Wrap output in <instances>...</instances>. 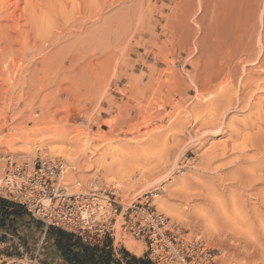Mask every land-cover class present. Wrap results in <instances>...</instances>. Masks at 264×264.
I'll list each match as a JSON object with an SVG mask.
<instances>
[{"label":"rangeland","instance_id":"1","mask_svg":"<svg viewBox=\"0 0 264 264\" xmlns=\"http://www.w3.org/2000/svg\"><path fill=\"white\" fill-rule=\"evenodd\" d=\"M0 17V156L62 160L73 191L149 195L223 264H264V0H0ZM39 224L0 230L1 254L34 253Z\"/></svg>","mask_w":264,"mask_h":264},{"label":"built area","instance_id":"2","mask_svg":"<svg viewBox=\"0 0 264 264\" xmlns=\"http://www.w3.org/2000/svg\"><path fill=\"white\" fill-rule=\"evenodd\" d=\"M64 166L62 160L37 157L29 168L15 156H0V198L21 206L42 226L32 254L4 256L0 242V264H43L39 251L50 228L72 233L90 244L110 240L114 250L118 229L122 240L129 237L142 244L150 264H223L222 251L157 212L149 195L122 202L115 192L98 184L73 191L61 184Z\"/></svg>","mask_w":264,"mask_h":264},{"label":"trees","instance_id":"3","mask_svg":"<svg viewBox=\"0 0 264 264\" xmlns=\"http://www.w3.org/2000/svg\"><path fill=\"white\" fill-rule=\"evenodd\" d=\"M24 215L22 208L0 198V228L13 233V218ZM38 225V224H37ZM49 243L63 264H150L143 258H137L124 249L114 250L110 240L101 244H90L80 237L55 228L47 229L43 245Z\"/></svg>","mask_w":264,"mask_h":264},{"label":"bare ground","instance_id":"4","mask_svg":"<svg viewBox=\"0 0 264 264\" xmlns=\"http://www.w3.org/2000/svg\"><path fill=\"white\" fill-rule=\"evenodd\" d=\"M7 1V0H6ZM22 1V0H21ZM47 1V0H46ZM84 1V0H83ZM100 1V0H99ZM102 1V0H101ZM203 1V0H202ZM23 3V2H22ZM51 3H52V1H51ZM199 3H201V2H199ZM6 4H8V3H6ZM29 4V3H28ZM34 4V3H33ZM83 4H85L84 2H83ZM90 4V3H89ZM114 5V4H113ZM26 6V5H25ZM30 6V5H29ZM85 6H86V4H85ZM90 7V6H89ZM199 7H200V4H199ZM23 8V7H22ZM26 8V7H25ZM77 8H78V6H77ZM183 8V7H182ZM21 9V8H20ZM94 9V8H93ZM92 9V10H93ZM97 9H99L98 7H97ZM187 10L189 9V8H186ZM186 9H185V14H187V12H186ZM4 10V9H3ZM199 10H200V8H199ZM204 10V9H203ZM79 11V10H78ZM19 12V11H18ZM22 12V11H21ZM202 12V11H201ZM204 12V11H203ZM203 12H202V14H203ZM10 13V12H9ZM85 13V12H84ZM88 13H89V11H88ZM87 13V14H88ZM3 14V13H2ZM8 13H6V15H7ZM204 15V14H203ZM3 16H4V14H3ZM95 16V15H94ZM188 16V15H187ZM14 17V16H13ZM202 17V16H201ZM203 17H205V16H203ZM0 18H2V17H0ZM75 18V17H74ZM194 18V17H193ZM18 19V18H17ZM5 20H7V18L5 19ZM4 20V21H5ZM8 20H10V18L8 19ZM7 20V21H8ZM198 20V19H197ZM14 22V21H13ZM2 23V22H1ZM10 23V22H9ZM14 24V23H13ZM118 24V23H117ZM6 25H7V23H6ZM6 25H4L5 27H6ZM11 27V26H10ZM13 27V26H12ZM15 27V26H14ZM201 27V26H200ZM8 29H9V27H8ZM7 30V29H6ZM12 30H14V29H12ZM2 31V30H1ZM14 32H15V30H14ZM5 36V35H4ZM14 37V36H13ZM28 37V36H27ZM121 37V36H120ZM124 38V37H123ZM8 41V40H7ZM257 41V40H256ZM216 42V41H215ZM258 42V41H257ZM249 43H250V41H249ZM259 43V42H258ZM215 44V43H214ZM236 44V43H235ZM242 44V43H241ZM243 44H245V43H243ZM211 45H213V44H211ZM260 45V44H259ZM7 46V45H6ZM226 46V45H225ZM245 46V45H244ZM258 48V47H257ZM2 49V48H1ZM210 49V48H209ZM213 50H214V48H213ZM223 50V49H222ZM250 51V50H249ZM215 52V51H214ZM228 52V51H227ZM241 52V51H240ZM257 52H258V50H257ZM261 53V52H260ZM4 54V53H3ZM8 54V53H7ZM10 54V53H9ZM215 54V53H214ZM4 56H5V54H4ZM200 56V55H199ZM232 56V55H231ZM234 56V55H233ZM1 57V56H0ZM9 57V56H8ZM7 57V58H8ZM18 57V56H17ZM198 57V56H197ZM196 57V58H197ZM235 57V56H234ZM238 57V56H237ZM210 58V57H209ZM198 59V58H197ZM233 59V58H232ZM263 59H264V57H263ZM237 61V60H236ZM253 61V60H252ZM256 61H258L257 59H256ZM263 61V63H264V60H262ZM12 62V61H11ZM57 62V61H56ZM209 62V61H208ZM254 62V61H253ZM260 62V61H259ZM211 63V62H210ZM257 63V62H256ZM0 64H1V61H0ZM2 64H4L3 62H2ZM192 64V63H191ZM236 64L238 65V62L236 63L235 62V66H236ZM262 64V63H261ZM261 64H259L258 65V63H257V65L258 66H260V69H262V68H264V66H263V64L261 65ZM208 65V64H207ZM2 66V65H1ZM219 66V65H218ZM232 66V65H231ZM262 66V67H261ZM9 68V67H8ZM3 69V68H2ZM211 69V68H210ZM233 69H235V68H233ZM238 69V68H237ZM10 70V69H9ZM19 70H21V69H19ZM228 70V69H227ZM221 71H222V67H221ZM236 70H234L233 72H235ZM242 71V70H241ZM262 71V70H261ZM18 72V71H17ZM232 72V73H233ZM255 72V71H254ZM260 72V71H259ZM14 73V72H13ZM217 73V72H216ZM215 73V74H216ZM227 73L228 74H230L228 71H227ZM4 74V73H3ZM205 74V73H204ZM223 74V73H222ZM227 74V75H228ZM237 74V73H236ZM233 75H234V73H233ZM262 75H264V74H260L259 76H262ZM18 76V75H17ZM215 76V75H214ZM218 76H220L219 74H218ZM222 76V75H221ZM251 76V75H250ZM216 77V79H218L217 78V76H215ZM252 77V76H251ZM257 77H258V75H257ZM208 78V77H207ZM261 79L263 78L264 79V76H262V77H260ZM10 79V78H9ZM17 79V78H16ZM227 79V78H226ZM228 79H229V77H228ZM235 79V78H234ZM214 80V79H213ZM253 80V79H252ZM255 80V79H254ZM11 81V80H10ZM14 81V80H13ZM183 81V80H182ZM224 81V85H225V80H223ZM229 81V80H228ZM234 81V80H233ZM237 81V80H236ZM246 81V80H245ZM247 83L249 82V81H246ZM254 83H256L257 82V84L259 83V81H257V80H255V81H253ZM204 83V82H203ZM207 83V82H206ZM211 83H212V81H211ZM239 83V82H238ZM238 83H237V86H238ZM202 84V83H201ZM228 84H229V82H228ZM246 84V83H245ZM260 84H264V83H260ZM203 85V84H202ZM205 85H207V84H205ZM230 85V84H229ZM239 85H241V84H239ZM243 85V84H242ZM251 85V84H250ZM252 85H253V83H252ZM204 86V85H203ZM208 86V85H207ZM211 86L213 87V85L211 84ZM228 86V85H227ZM255 86H257L256 84H254V88H258V87H255ZM258 86H259V84H258ZM264 85H262L261 86V88H259V91L260 92H263V90H264V88H262ZM212 87H211V89H212ZM230 87V86H229ZM246 87H247V85H246ZM249 88H250V86H248ZM210 88V87H209ZM214 88V87H213ZM219 88V87H218ZM225 88V87H224ZM242 88V87H241ZM203 89V88H202ZM261 89V90H260ZM263 89V90H262ZM208 90V89H207ZM216 90V89H215ZM218 90V89H217ZM219 90H220V88H219ZM218 90V91H219ZM227 90H228V92H229V89L227 88ZM213 91V90H212ZM251 91V90H250ZM253 91L254 90H252V93H253ZM256 91V90H255ZM217 92V91H216ZM223 92V91H222ZM227 92V91H226ZM227 92V93H228ZM230 92H232V91H230ZM233 93V92H232ZM246 93V92H245ZM258 93V92H257ZM208 94V93H207ZM217 94V93H216ZM225 94V93H224ZM250 94H251V92H250ZM220 95V96H219ZM221 95L222 94H220V92L218 93V95H217V98H219V97H221ZM200 96V95H199ZM246 96H247V93H246ZM223 97V96H222ZM252 97V96H251ZM202 98V97H201ZM187 99V98H186ZM213 99V98H212ZM245 99H247V98H245ZM197 100V99H196ZM199 100V99H198ZM216 100V99H215ZM221 100V99H220ZM202 101V100H201ZM222 102H224L223 100H221ZM249 101V100H248ZM207 102V101H206ZM218 102H219V99H218ZM198 103V102H197ZM209 103V102H208ZM220 103V102H219ZM196 104V103H195ZM226 104V103H225ZM224 103H223V105H225ZM229 104H230V102H229ZM245 105V104H244ZM259 105V104H258ZM204 106H206V105H204ZM202 107H203V105H202ZM218 107V106H217ZM217 107H216V109H217ZM225 107V106H224ZM224 107H222V108H224ZM227 107H228V105H227ZM242 107V106H241ZM175 108H177V107H175ZM215 109V108H214ZM221 109V108H220ZM220 109H219V111H220ZM257 109V108H256ZM204 109H202V111H203ZM210 110V109H209ZM225 110V109H224ZM261 110H263V109H261ZM199 111V109L197 110V112ZM212 111V110H211ZM216 111V110H215ZM218 111V112H219ZM31 112V111H30ZM201 112V111H200ZM261 112H263V111H261ZM41 114V116L38 118V116H37V119H36V117H35V119H34V117H33V115L30 113V118L29 119H31V121L33 122V124H34V126H37V127H39L40 126V124H39V121L41 120V119H43V114H42V112H40ZM219 114V113H218ZM218 114H216V115H218ZM263 114H264V112H263ZM1 115V114H0ZM7 115V114H6ZM188 115V114H187ZM262 115V114H261ZM257 116V115H256ZM263 117V116H262ZM194 118H195V116H194ZM1 119V118H0ZM185 119H186V117H185ZM218 119V118H217ZM255 119V118H254ZM3 120V119H2ZM5 120V119H4ZM187 120V119H186ZM203 120V119H202ZM42 121V120H41ZM218 121V120H217ZM5 122H6V120H5ZM5 122L3 123V124H5ZM200 122V121H199ZM259 122V121H258ZM261 122V121H260ZM201 123V122H200ZM264 123V122H263ZM0 124H1V122H0ZM259 124V123H258ZM264 125V124H263ZM3 126V125H2ZM259 126H261V124L259 125ZM1 127V126H0ZM257 127V126H256ZM5 128H7V127H5ZM1 131V130H0ZM2 131H4V129H2ZM238 131V130H237ZM240 131V130H239ZM238 131V132H239ZM237 132V133H238ZM246 132V131H245ZM263 132V131H262ZM246 136H247V134H246ZM242 137V136H241ZM249 137H250V135H249ZM246 138V137H245ZM233 141V140H232ZM229 143H230V141H229ZM231 144V143H230ZM230 146V145H229ZM220 149V148H219ZM223 149V148H222ZM210 152V151H209ZM235 154V153H234ZM236 154H238V152L236 153ZM246 154V153H245ZM251 153L249 152V155H250ZM234 156H236V155H234ZM238 156H239V154H238ZM205 157V156H204ZM16 158V157H15ZM210 158V157H209ZM229 158V157H228ZM17 159V158H16ZM206 159H207V156H206ZM18 160V159H17ZM228 160V159H227ZM226 160V161H227ZM202 161V160H201ZM196 164V163H195ZM174 167V166H173ZM231 168V167H230ZM261 168V167H260ZM172 169V168H171ZM241 169H242V167H241ZM229 170V169H228ZM256 172V171H255ZM258 172V171H257ZM222 173V172H221ZM260 173V172H259ZM226 175V174H225ZM239 175V174H238ZM237 176V175H236ZM258 177H259V175H258ZM257 177V178H258ZM260 178H261V176H260ZM255 179V178H254ZM220 181V180H219ZM200 182V181H199ZM209 184H211V183H209ZM248 184V183H247ZM249 185V187L251 188L252 186H251V183H249L248 184ZM263 185V184H262ZM211 186V185H210ZM248 187V186H247ZM227 188V186L225 187V189ZM227 189H229V188H227ZM224 190V189H223ZM224 192V191H223ZM209 194V193H208ZM161 209V208H160ZM163 210V212H165V213H167L168 214V216H171V217H174L173 216V214L172 213H170V211H166L165 209H162ZM161 210V211H162ZM123 238H122V236L120 235V233H119V230L117 229V231H116V236H115V242H122L123 240H122ZM125 246H126V249L127 250H129V251H131V252H133V250L131 249V245H130V243L129 242H125Z\"/></svg>","mask_w":264,"mask_h":264},{"label":"crops","instance_id":"5","mask_svg":"<svg viewBox=\"0 0 264 264\" xmlns=\"http://www.w3.org/2000/svg\"><path fill=\"white\" fill-rule=\"evenodd\" d=\"M21 207V206H20ZM22 208V207H21ZM23 212H24V215L21 217V218H18V217H14L13 218V223H12V228H13V233H11L12 235H17L18 234V229H22V230H25L27 231L28 228L30 227V223L33 224V221L32 219L29 218L28 214L24 211V209L22 208ZM31 221V222H30ZM40 226V230L42 231V226L41 224H39ZM0 230H3L4 231V235H7V231L8 229L7 228H4V229H1ZM6 231V233H5ZM9 232V231H8ZM129 251V250H128ZM54 252V251H53ZM55 253V252H54ZM55 257L57 259V261L60 263V264H63L62 260L56 255L55 253Z\"/></svg>","mask_w":264,"mask_h":264}]
</instances>
